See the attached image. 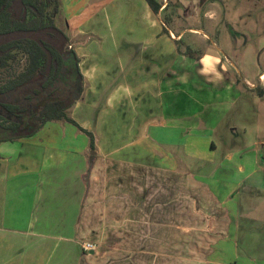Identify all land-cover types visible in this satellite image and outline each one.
Here are the masks:
<instances>
[{
    "label": "crops",
    "instance_id": "0c3cea01",
    "mask_svg": "<svg viewBox=\"0 0 264 264\" xmlns=\"http://www.w3.org/2000/svg\"><path fill=\"white\" fill-rule=\"evenodd\" d=\"M157 2L158 13L146 0H61L84 76L69 111L80 128L52 121L0 144V264H225L217 247L241 209L212 180L233 166L263 186L260 153L239 158V128L225 123L261 101L258 83L231 40L192 25L213 20L217 0ZM256 197L247 211L264 245Z\"/></svg>",
    "mask_w": 264,
    "mask_h": 264
},
{
    "label": "trees",
    "instance_id": "16d2710c",
    "mask_svg": "<svg viewBox=\"0 0 264 264\" xmlns=\"http://www.w3.org/2000/svg\"><path fill=\"white\" fill-rule=\"evenodd\" d=\"M146 1L160 11L157 0ZM60 8V0H0V77L20 54L26 61L0 82V144L30 138L52 121L80 128L69 111L84 92V76L69 36L55 23Z\"/></svg>",
    "mask_w": 264,
    "mask_h": 264
},
{
    "label": "rangeland",
    "instance_id": "374dc122",
    "mask_svg": "<svg viewBox=\"0 0 264 264\" xmlns=\"http://www.w3.org/2000/svg\"><path fill=\"white\" fill-rule=\"evenodd\" d=\"M211 15L213 20L210 22H206L203 18L201 22L192 25L201 27L204 31L217 33L218 39L223 37L224 40L225 38L231 40L233 44L227 43L229 45H226L227 52L229 49L233 51L236 49L237 53H241L240 55L245 54L248 77L258 83L254 92L261 97V101L255 100L246 105L240 114L235 110L226 117L225 123H232L239 128L237 145L230 146L237 147L235 152L242 150L239 158L260 153L259 165L262 167L264 166V88L262 89L261 84L264 85V81L259 84V75L264 74V0H217L215 11ZM55 23L62 30L65 28L60 13L56 16ZM189 24L191 23H180L182 28L189 27ZM25 62L23 54H20L17 62L1 71L0 82H3L12 71H21ZM220 128L224 130L225 127L220 126ZM229 134L232 135L231 132ZM222 151L228 150L221 149L220 154L223 153ZM222 157L220 155L219 158ZM197 165L193 164V170H197ZM250 167L247 166V169L250 170ZM234 168L231 166L227 171H219L212 180L213 189L217 194L223 196L230 193L229 199L225 200L226 206L232 210L241 209V213L236 218L238 224L232 227L231 240L217 247L219 251L216 259L225 264H264V245L256 244V239L263 237L260 236L263 230H258L261 224L254 220L258 215H249L247 211L248 208L259 206L256 196H264V178L258 183V186L262 184L263 186L257 188L253 183L255 179L240 182ZM262 174L264 176V172ZM258 175L261 174H257L255 178ZM251 191H253L252 199L249 194Z\"/></svg>",
    "mask_w": 264,
    "mask_h": 264
},
{
    "label": "built area",
    "instance_id": "2783aa9c",
    "mask_svg": "<svg viewBox=\"0 0 264 264\" xmlns=\"http://www.w3.org/2000/svg\"><path fill=\"white\" fill-rule=\"evenodd\" d=\"M96 244L91 243V242H84L82 243V249L85 252H90V251H94L96 249Z\"/></svg>",
    "mask_w": 264,
    "mask_h": 264
}]
</instances>
